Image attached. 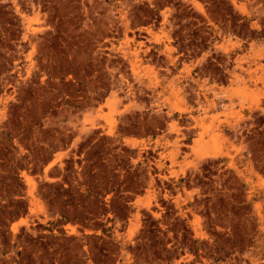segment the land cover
<instances>
[{"label": "rangeland", "instance_id": "374dc122", "mask_svg": "<svg viewBox=\"0 0 264 264\" xmlns=\"http://www.w3.org/2000/svg\"><path fill=\"white\" fill-rule=\"evenodd\" d=\"M0 264H264V0H0Z\"/></svg>", "mask_w": 264, "mask_h": 264}, {"label": "trees", "instance_id": "16d2710c", "mask_svg": "<svg viewBox=\"0 0 264 264\" xmlns=\"http://www.w3.org/2000/svg\"><path fill=\"white\" fill-rule=\"evenodd\" d=\"M96 187H97V185H93V186L88 187V194L86 196L87 198L90 197L91 193H93L95 191V188ZM79 188L80 187H77L76 190L78 191ZM66 190H69V189H66ZM92 205H94V206L88 207V208L86 207V208H83V209L78 210V211L75 209L74 212H73V214L71 216H69V215H67L65 213H63L62 215L65 218V221H71L73 223H80V224L84 225V227H89L92 230H94V232L92 233V234H94L95 233V230L97 228L94 227V226H89L86 221H90L91 218H87L85 216V213H93L94 215L97 214V212H96L97 200L96 199L93 200ZM80 231L83 232V229H80ZM17 253H18V255H21V251H18Z\"/></svg>", "mask_w": 264, "mask_h": 264}, {"label": "bare ground", "instance_id": "6f19581e", "mask_svg": "<svg viewBox=\"0 0 264 264\" xmlns=\"http://www.w3.org/2000/svg\"><path fill=\"white\" fill-rule=\"evenodd\" d=\"M24 219V218H23ZM25 220H21V222H24ZM70 229V228H69ZM71 231L72 232H74L75 231V229H74V227H71Z\"/></svg>", "mask_w": 264, "mask_h": 264}, {"label": "crops", "instance_id": "0c3cea01", "mask_svg": "<svg viewBox=\"0 0 264 264\" xmlns=\"http://www.w3.org/2000/svg\"><path fill=\"white\" fill-rule=\"evenodd\" d=\"M22 220H24V219H22ZM25 222V221H24ZM14 223H16V222H14ZM14 223H12V224H14ZM75 232V231H74Z\"/></svg>", "mask_w": 264, "mask_h": 264}]
</instances>
